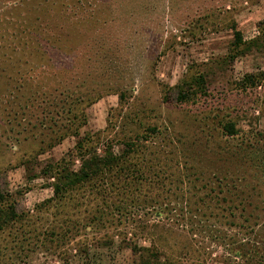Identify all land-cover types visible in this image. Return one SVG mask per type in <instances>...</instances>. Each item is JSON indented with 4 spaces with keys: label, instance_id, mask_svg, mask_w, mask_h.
<instances>
[{
    "label": "rangeland",
    "instance_id": "1",
    "mask_svg": "<svg viewBox=\"0 0 264 264\" xmlns=\"http://www.w3.org/2000/svg\"><path fill=\"white\" fill-rule=\"evenodd\" d=\"M80 147L141 174L59 207ZM0 188V264H264V0H0Z\"/></svg>",
    "mask_w": 264,
    "mask_h": 264
},
{
    "label": "trees",
    "instance_id": "2",
    "mask_svg": "<svg viewBox=\"0 0 264 264\" xmlns=\"http://www.w3.org/2000/svg\"><path fill=\"white\" fill-rule=\"evenodd\" d=\"M247 78L253 80L255 77L251 75ZM179 97L180 100L185 99L183 94L180 93ZM75 113L79 114V111ZM79 116L82 117V121H85L83 111L80 112ZM151 129L154 130V128ZM225 131L233 135L235 132L234 125L232 123L226 124ZM66 132L68 133L67 135H76L77 129L69 127ZM128 144L131 145V148L135 146L134 142L124 143L127 147L129 146ZM80 148L81 165L78 169L73 170L69 164H66L65 159L61 161V164L65 165L59 164L55 170L51 168V175L54 178L53 198L51 201L59 205V207L62 204L64 206L67 201H77L79 195L83 194V192H89L97 197L101 192H105V189L108 190V188L120 192V190H124L125 187L133 182V176H136L137 173L141 174L142 169L138 165L133 166L129 163L126 151L120 155H94L90 159L85 158V155H88L86 149L84 147ZM14 217L15 212L9 210V205L5 203V196L0 188V226L10 220L12 221Z\"/></svg>",
    "mask_w": 264,
    "mask_h": 264
}]
</instances>
